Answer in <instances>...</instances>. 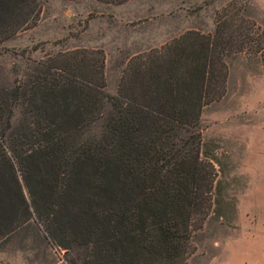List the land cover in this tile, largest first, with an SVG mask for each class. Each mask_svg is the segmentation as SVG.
<instances>
[{
  "label": "trees",
  "instance_id": "obj_1",
  "mask_svg": "<svg viewBox=\"0 0 264 264\" xmlns=\"http://www.w3.org/2000/svg\"><path fill=\"white\" fill-rule=\"evenodd\" d=\"M39 14L37 0H0V46ZM214 23L129 58L113 96L102 49L45 55L0 86V244L34 228L81 250V264H187L193 235L222 217L202 111L226 94L227 58L264 50V29L235 1Z\"/></svg>",
  "mask_w": 264,
  "mask_h": 264
},
{
  "label": "rangeland",
  "instance_id": "obj_2",
  "mask_svg": "<svg viewBox=\"0 0 264 264\" xmlns=\"http://www.w3.org/2000/svg\"><path fill=\"white\" fill-rule=\"evenodd\" d=\"M37 1L36 27L0 46V86L13 87L16 77L29 73L33 62L45 55L102 49L105 92L113 96L129 58L159 48L188 30L212 33L215 13L232 1L244 17L264 29V0H130L123 7L95 0ZM36 44L42 49L30 60L18 57L20 50ZM226 62V94L204 108L199 125L204 148L219 171L222 217L208 219L193 235L196 251L187 264L216 261L224 244L211 243L222 241L236 225L264 224V50L257 56L238 54ZM82 257L81 250L52 246L34 228L0 244V264H81Z\"/></svg>",
  "mask_w": 264,
  "mask_h": 264
},
{
  "label": "crops",
  "instance_id": "obj_3",
  "mask_svg": "<svg viewBox=\"0 0 264 264\" xmlns=\"http://www.w3.org/2000/svg\"><path fill=\"white\" fill-rule=\"evenodd\" d=\"M229 231L230 234L222 241L211 243L224 244L222 252L212 264H264V224L236 225Z\"/></svg>",
  "mask_w": 264,
  "mask_h": 264
}]
</instances>
